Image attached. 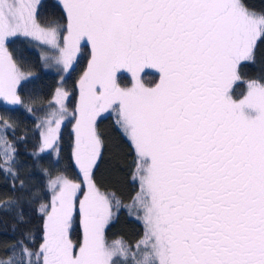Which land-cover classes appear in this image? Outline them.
I'll return each instance as SVG.
<instances>
[{"label":"snow or ice","instance_id":"6c2138e0","mask_svg":"<svg viewBox=\"0 0 264 264\" xmlns=\"http://www.w3.org/2000/svg\"><path fill=\"white\" fill-rule=\"evenodd\" d=\"M39 3L0 0V108L24 104L17 87L31 75L6 46L10 38L45 45L41 59L64 73L75 71L86 42L72 152L82 179L49 174L43 243L33 252L21 239L0 264H264V76L233 92L239 65L254 63L264 42V11L244 0H59L61 31L37 22ZM145 69L159 75L153 86L143 82ZM121 71L131 87L119 85ZM69 95L57 87V107L38 125L46 129L40 152H58ZM109 111L136 156L132 207L144 233L134 248L106 240L111 199L94 180L103 146L96 120ZM0 119L6 135L13 125ZM0 142V170L15 176V149L3 135ZM77 219L82 238L73 241Z\"/></svg>","mask_w":264,"mask_h":264},{"label":"trees","instance_id":"16d2710c","mask_svg":"<svg viewBox=\"0 0 264 264\" xmlns=\"http://www.w3.org/2000/svg\"><path fill=\"white\" fill-rule=\"evenodd\" d=\"M244 2L251 9L264 11V0ZM37 22L45 27L59 26L61 31H64L66 14L59 0H40L37 6ZM6 46L18 65L25 73L31 75L17 87L24 104L15 107L5 106L7 111L0 108V118L8 119L13 125L7 129L6 135L4 133L0 135H3L15 149L12 168L16 172L14 176L0 170V205H8L6 208L0 207V258L4 259L13 255L11 250L21 239L33 252L43 243L44 217L40 212V206L50 205L51 202L49 174L52 177L64 174L70 179H82L72 156L75 144L73 126L75 108L79 100L77 82L87 69L90 59L87 45H81L75 71L70 69L61 81V87L70 95L65 106L67 113L59 133V150L40 152L41 131L46 129L38 125L43 123L52 108L57 107L53 97L59 85L60 73L46 69L47 65L41 59L40 53L35 50L31 40L14 37L9 39ZM238 72L241 81L235 85L233 91L235 97L246 91V81L264 76V42L257 45L255 62H242ZM157 81V75L147 74L143 77L146 86H153ZM118 83L121 87H131L130 80L123 76L118 79ZM2 124L3 119H0V125ZM96 129L103 146L97 166L93 170L94 180L99 189L110 197L113 212V218L105 229L106 240L111 244L119 239L134 248L144 233L143 223L136 218L137 209L132 207L139 192L138 184L133 179L136 170L135 152L130 141L116 124L113 113L98 118ZM3 149L4 144L0 142V151ZM2 160L3 157L0 156V161ZM117 200L120 201L119 205L116 203ZM71 238L73 241L82 238L78 219L71 232ZM21 251L22 248H17L15 253L17 259ZM33 261L35 264V257Z\"/></svg>","mask_w":264,"mask_h":264},{"label":"rangeland","instance_id":"374dc122","mask_svg":"<svg viewBox=\"0 0 264 264\" xmlns=\"http://www.w3.org/2000/svg\"><path fill=\"white\" fill-rule=\"evenodd\" d=\"M16 37H24V38H26V39H28V40H31V41H32V44L35 45V50L38 51V52L40 53L41 56H42V54H43L45 51H49L45 45L40 44L38 41H36V40H34V39L30 38V37H25V36H16ZM12 38H14V37H12ZM12 38H10V39H12ZM61 42H62V40H61ZM83 44H86V42H83V41H82V42H81V45H83ZM46 69H51V70H54V71L60 73V77L63 75L64 78H65V76L67 75V73H64V72L62 71V67L59 66V65H56V64L49 63V64H47ZM28 78H29V77H28ZM23 81H24V80H23ZM23 81H21V83H22ZM61 81H62V80H61V78H60L59 85H58L57 87H61ZM57 87H56V89H57ZM55 93H56V90H55V92H54V96H55ZM53 98H54V97H53ZM67 99H68V97L64 100V104H65V106H66ZM53 101H54V100H53ZM0 104H3V102L0 101ZM7 106H8V107H15V106H11V105H7ZM16 106H17V105H16ZM110 113H112V112L109 111V112L101 113V115L98 116L97 119L100 118V117H102V116H106V115H108V114H110ZM74 146H75V144H74ZM77 169H78V168H77ZM135 182L138 184V188H139V191H140L139 181H138V180H135ZM50 193H51V195H52L51 190H50Z\"/></svg>","mask_w":264,"mask_h":264},{"label":"flooded vegetation","instance_id":"af4514ba","mask_svg":"<svg viewBox=\"0 0 264 264\" xmlns=\"http://www.w3.org/2000/svg\"><path fill=\"white\" fill-rule=\"evenodd\" d=\"M86 45H87V44H86ZM87 47H88V51H89V54H90V57H91V48H90V46H88V45H87ZM239 66H240V65H239ZM238 68H239V67H238ZM147 74H149V75H151V76H152V75H157L158 78H159L158 73H156L154 69H145L144 72L141 73L142 78H143L145 75H147ZM121 76L128 78V79L130 80V82L132 83V81H131V74H130V73H127V72H125V71L118 72V73H117V78L119 79ZM235 85H236V84H235ZM235 85L233 86V91H234V89H235Z\"/></svg>","mask_w":264,"mask_h":264}]
</instances>
